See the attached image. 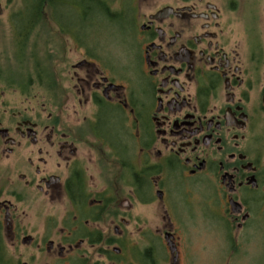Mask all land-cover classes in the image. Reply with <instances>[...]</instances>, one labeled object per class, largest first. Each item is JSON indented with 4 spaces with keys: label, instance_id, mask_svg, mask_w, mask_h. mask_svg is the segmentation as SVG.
Listing matches in <instances>:
<instances>
[{
    "label": "flooded vegetation",
    "instance_id": "1",
    "mask_svg": "<svg viewBox=\"0 0 264 264\" xmlns=\"http://www.w3.org/2000/svg\"><path fill=\"white\" fill-rule=\"evenodd\" d=\"M83 1L115 46L9 11L19 52L45 16L64 41L36 31L51 99L0 115V264H264V0Z\"/></svg>",
    "mask_w": 264,
    "mask_h": 264
},
{
    "label": "rangeland",
    "instance_id": "2",
    "mask_svg": "<svg viewBox=\"0 0 264 264\" xmlns=\"http://www.w3.org/2000/svg\"><path fill=\"white\" fill-rule=\"evenodd\" d=\"M36 2V0H34ZM34 1L26 8L23 0H3L0 10L4 12V16L0 17V115L4 114V110L21 109L23 107H34L37 100L51 99L50 93L45 90L46 81H40L42 78L52 77L59 72V66L52 60L54 52L60 50L44 49L46 47L43 41L38 37L37 30L44 33L53 32L51 42L57 44L64 41L57 34V27L50 23L47 16L43 17V21L34 30V35L28 46L19 52L14 46V34L12 31L10 12L18 13L20 10L25 16L26 21L32 20L34 15L29 10L33 8ZM60 6L54 14L55 21L65 30L81 36L82 40L95 29V32H102L103 40L113 43L114 46L121 40L120 28L112 26V22L102 18L99 13V7L93 2L90 12L88 5L85 6L83 0H60ZM77 4L76 10L73 5ZM10 11V12H9ZM18 20V19H17ZM21 26L22 24H16ZM93 26V27H90ZM21 28V27H19ZM36 45V46H35ZM59 57H61L59 55ZM72 61V60H71ZM70 61V62H71ZM47 70V74L41 71V68ZM70 67V65L68 66ZM43 82L45 84H43ZM43 84V85H42ZM10 116V114H7ZM1 169V168H0ZM41 201V206L37 204ZM34 207H24L29 217L35 218L38 214L39 218L47 217H63L67 215V201L46 203L41 198L37 199ZM197 244L198 242L195 241ZM213 244L210 241L208 250L198 251L195 255V264H211L214 260L212 255Z\"/></svg>",
    "mask_w": 264,
    "mask_h": 264
},
{
    "label": "trees",
    "instance_id": "3",
    "mask_svg": "<svg viewBox=\"0 0 264 264\" xmlns=\"http://www.w3.org/2000/svg\"><path fill=\"white\" fill-rule=\"evenodd\" d=\"M30 1H34V0H30ZM49 1H51V0H49ZM37 3H38V0H36V2L34 1L33 7H35V8H33V9H36L37 8Z\"/></svg>",
    "mask_w": 264,
    "mask_h": 264
},
{
    "label": "water",
    "instance_id": "4",
    "mask_svg": "<svg viewBox=\"0 0 264 264\" xmlns=\"http://www.w3.org/2000/svg\"><path fill=\"white\" fill-rule=\"evenodd\" d=\"M3 131H1V133H2Z\"/></svg>",
    "mask_w": 264,
    "mask_h": 264
}]
</instances>
